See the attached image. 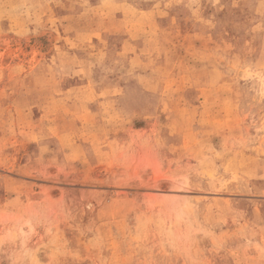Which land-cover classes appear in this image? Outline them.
<instances>
[{"label":"rangeland","instance_id":"obj_1","mask_svg":"<svg viewBox=\"0 0 264 264\" xmlns=\"http://www.w3.org/2000/svg\"><path fill=\"white\" fill-rule=\"evenodd\" d=\"M0 264H264V0H0Z\"/></svg>","mask_w":264,"mask_h":264}]
</instances>
